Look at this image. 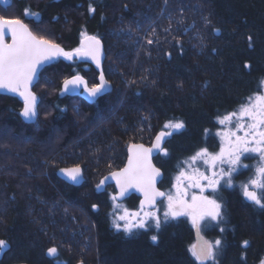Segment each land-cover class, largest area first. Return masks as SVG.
Returning <instances> with one entry per match:
<instances>
[{"label":"trees","instance_id":"16d2710c","mask_svg":"<svg viewBox=\"0 0 264 264\" xmlns=\"http://www.w3.org/2000/svg\"><path fill=\"white\" fill-rule=\"evenodd\" d=\"M0 16L23 20L65 50L79 47L82 32L96 35L106 47L104 74L119 85L112 82L93 103L61 94L73 74L89 86L99 81L93 66L61 57L33 88L36 122L23 121L18 98L0 94V240L8 245L0 264H199L187 218L163 223L159 241L150 238L153 229L117 231L115 189L97 185L124 166L129 142L151 144L169 121L184 128L155 159L164 188L185 159L217 144L218 118L264 80V0H8L0 2ZM72 166L83 169L80 185L58 176ZM223 195V264H259L264 208L237 189ZM139 202L136 195L126 201L130 208ZM52 247L56 257L48 254Z\"/></svg>","mask_w":264,"mask_h":264},{"label":"snow or ice","instance_id":"6c2138e0","mask_svg":"<svg viewBox=\"0 0 264 264\" xmlns=\"http://www.w3.org/2000/svg\"><path fill=\"white\" fill-rule=\"evenodd\" d=\"M0 2L6 4L8 0H0ZM90 10L95 11V9ZM25 14H28L27 10ZM81 36L79 47L66 51L52 40L35 35L22 20L0 16V90L14 93L23 99L21 115L25 120L35 121L38 116V98L32 88L34 84L39 83L41 72L47 64L63 57L69 61L91 60L97 67L100 66L103 55L100 40L96 36L88 35L87 32H82ZM6 37H10V43ZM148 43L152 41L149 40ZM46 83H54V81L46 80ZM261 84L264 85V81ZM108 87L103 71L100 73L99 83L91 87L81 75L75 74L70 79L63 80L61 94L83 89L90 98L94 99L102 95ZM218 123L223 126V129L217 133L222 141L219 152L211 153L206 147L201 148L184 161L183 164L187 167L182 168L176 176L174 191L162 192L156 187L157 178L162 174L151 160L153 148L163 152L164 155L168 154L166 149L161 147V143L163 138L166 135L170 136L172 132L162 131L156 137L153 148H146L143 144L129 145L126 166L112 172L110 177H105L97 185V190H100L109 178L115 180L119 194L111 197L113 202L123 197L129 189L138 190L143 194L144 199L139 210L129 211L123 208L122 214L115 216L116 229L123 228L129 234L134 230L150 227L160 229L162 218L156 209L158 198L167 201L163 222L189 216L199 231L201 222L206 219L220 221L221 203L204 193L209 190L213 194L217 193L221 181H224L226 187H232L233 174L241 168L249 167L242 163L241 159L249 153L258 154L259 162L255 166L253 177L240 187L248 201L264 208V90H258L255 95L248 97L237 110L219 117ZM164 127L180 130L184 128V123L169 121ZM197 162H201L206 170L201 171L200 167L196 166ZM61 172L73 182H80L82 169L79 166L61 169ZM93 207L95 208L96 205ZM115 207L119 209L120 205L116 204ZM120 221H123V224ZM151 239L156 241L157 236L153 235ZM247 244L248 242L244 241L245 247ZM220 245L221 241L218 239L213 242L201 238L192 245L191 253L200 264H208L210 261L215 264ZM7 247V242L0 240V252ZM48 254L56 257L58 250L55 247L49 248ZM261 264H264V261Z\"/></svg>","mask_w":264,"mask_h":264},{"label":"rangeland","instance_id":"374dc122","mask_svg":"<svg viewBox=\"0 0 264 264\" xmlns=\"http://www.w3.org/2000/svg\"><path fill=\"white\" fill-rule=\"evenodd\" d=\"M72 49H68V50H66V51H71ZM113 70H114V74L115 75H120L118 72H117V70L116 69H114L113 68ZM111 80V79H110ZM264 81V80H263ZM112 82L113 83H115L113 80H112ZM117 82L118 81H116V83L115 84H117ZM117 86H119L118 84H117ZM260 90H264V85H262L261 86V89ZM257 93V92H256ZM256 93H254L253 95H255ZM252 95V96H253ZM240 107V106H239ZM238 107V108H239ZM238 108H236L235 110H237ZM234 110V111H235ZM223 129V126L222 125H220L219 123H218V128L216 129V131H215V135H216V141H217V144L214 146L213 145V147H211V148H209V147H206L207 149H208V151L209 152H211V153H217V152H219V150H220V147L222 146V141H221V137L219 136V135H217V133L218 132H220L221 130ZM169 131H171V132H174V131H177V130H171V129H167V132H169ZM136 142V141H135ZM137 142H140V141H137ZM129 143H131V142H129ZM199 151V150H198ZM197 152V151H196ZM195 152V153H196ZM194 153V154H195ZM162 154H164L163 152H162ZM194 154H192L191 156H193ZM191 156H189L187 159H185L184 161H186V160H188ZM242 159V163H244V164H247V165H249V167L248 168H241V169H239L236 173H234L233 174V181H234V177L239 173V172H243V175H242V180H241V184H240V186L242 185V184H244V183H247L248 182V180L250 179V178H252L253 177V175H254V172H255V166L258 164V162H259V156H258V154H255V153H249V154H245V156L244 157H242L241 158ZM183 161V162H184ZM196 166H198V167H200V169H201V171H205L206 169H205V166L201 163V162H197V165ZM187 166L185 165V164H181L180 165V168H179V170L176 172V174L172 177V179H171V182L169 183V185L165 188L166 189V192H168V191H170V190H172V191H174V185H175V183H176V180H175V178H176V176H178L179 175V172H180V170L182 169V168H186ZM225 167H227V166H225ZM233 185H234V182H233ZM223 186V189H237L241 194H242V189H241V187H239V188H235V187H226L225 185H224V181H221V186H220V188H219V190H218V192L217 193H215V194H213L212 192H211V190H209V191H206L204 194L205 195H207V196H210L211 198H215V199H217L218 200V202H219V200H220V197H221V187ZM193 191H197L198 192V190H195V189H193ZM113 195H115V193H112V195L111 196H113ZM127 199V198H126ZM125 199V200H126ZM125 200H122V201H116V202H113V207H112V209H111V214L113 215V222H114V220H115V216L116 215H119V214H122V209L123 208H127L129 211H137V210H139V207H137V208H130L128 205H127V203H125L126 201ZM166 203H167V201L164 199V200H162L160 203H159V205L156 207V209H158V215H160L161 216V218H162V224L163 223H168L169 221H172V220H176V219H179V218H182V217H184V218H187L191 223H192V220H191V217H189V216H181V217H178V218H176V219H169L167 222H163V212L166 210ZM116 204H119L120 205V208L119 209H117L116 207H115V205ZM120 223L121 224H123V221H120ZM161 224V225H162ZM193 224V223H192ZM194 225V224H193ZM216 225H219V221H210V220H204V221H202L201 222V224H200V227L201 228H203V227H205L206 229H212V228H215V226ZM194 227H195V229H196V226L194 225ZM121 229H123V228H121ZM121 229H119V230H121ZM150 229H153V230H156L154 227H150V228H146V229H138V230H134L133 232H137V231H141V230H150ZM118 230V229H117ZM200 237L199 236H196V240H195V244L200 240L199 239ZM203 238H205L204 236H203ZM221 246L222 245H220V247H219V249H218V252H217V256L216 257H218V255L220 254V252H221ZM264 261V260H263ZM262 262V261H261ZM261 262L259 263V264H261Z\"/></svg>","mask_w":264,"mask_h":264},{"label":"water","instance_id":"95a60500","mask_svg":"<svg viewBox=\"0 0 264 264\" xmlns=\"http://www.w3.org/2000/svg\"><path fill=\"white\" fill-rule=\"evenodd\" d=\"M22 21H23V20H22ZM23 23L26 24L24 21H23ZM26 25H27V24H26ZM27 26H28V25H27ZM28 28L30 29L29 26H28ZM30 30H31V29H30ZM31 31H32V30H31ZM32 32H33V31H32ZM90 36H93V35H90ZM96 37H97V36H96ZM98 39H99L100 42H101V45H102V51H103V55H102V57H101L100 66L97 67L96 63L93 62V61H91V60H81V61L93 65L94 68H96L97 71H98L99 73H101V71H103V65H104L105 60H106V57H107V52H106V47H105V44H104L103 40H102L101 38H99V37H98ZM6 40H7L9 43L11 42L10 37H6ZM57 44H58V43H57ZM59 45H60V44H59ZM60 46H61V45H60ZM61 47H62V46H61ZM62 48H63V47H62ZM60 58H61V57H60ZM60 58L54 60V61H53L52 63H50V64H47V65L44 67V69H45L46 67H48L49 65L53 64L54 62H56L57 60H59ZM44 69H43V70H44ZM43 70H42V71H43ZM103 74H104V72H103ZM81 76H82V75H81ZM99 76H100V74H99ZM71 77H72V76L68 77L67 79H70ZM82 77H83V76H82ZM83 78H84V77H83ZM104 78H105V74H104ZM105 80H106V78H105ZM106 81H107V80H106ZM107 82H108V81H107ZM35 85H36V84H34L33 88L35 87ZM108 85H109V87L107 88V90H106L102 95H100V96H98V97H96V98H94V99L90 98V97L88 96V94H87L86 92L83 91V89H80V90H78V91H76V92H70V93H68V94H70V95H76V94H78V93L81 92V93H82V96H83V98H84L85 100H87L88 102H94V101H96L99 97H101V96H103V95H105V94H107L108 92H111V91L113 90V85H112V83L108 82ZM33 88H32V91H33ZM0 94H2V95H7V96H11V97H16V98H18V99L23 103V99H22L21 97H19L18 95L14 94V93L7 92L6 90H0ZM23 106H24V105H23ZM22 110H23V107H22ZM37 112H38V116H39L38 104H37ZM38 116L36 117V120H35V121H28V120H25V118L21 115L23 121L26 122V123H34V122H36L37 119H38ZM162 131L166 132L165 130H161V131H159V132L157 133V135L155 136V138L153 139V141H152L151 144H146V143H143V142H132V143H130V144H143L146 148H153V145H154V143H155L156 137H157ZM166 143H167V135L163 138L162 143H161V147L164 148L165 145H166ZM130 144H129V145H130ZM129 145H128V147H127V159H128V156H129V152H128ZM160 154H161V152H160L159 150L153 148V153H152V156H151V160H152V164H153L156 168H159L160 171H161V174H162L161 177L157 178L156 187H157L160 191L165 192V191L160 187V184H161V182L163 181V179H164V177H165V175H164V171L162 170V168H160L159 166H157V164L155 163V159H156V157H158ZM127 159H126V162H125V164H124L123 167H121V168H119V169H116V170H113V171L107 173L105 176H103L102 180H103L105 177H110L112 172L119 171V170H121L122 168H124V167L126 166V164H127ZM72 167H76V166H72ZM72 167H64V168H60L59 171H58V176H59L60 178H62L63 180H65L67 183L74 184V185H80V184H82V183L84 182V179H85V178H84V172H83V169H82L81 167H80V168L82 169V176H81V178H80V182H79V183L73 182L70 178H68L64 173L61 172V169L72 168ZM107 185H114V186H115V189H116V195L119 194V187L117 186V184H116V182H115L114 179L109 178V179L105 182L103 188H101L100 190H103ZM132 195H136V196H138V197L140 198L141 201L144 199L143 194H142L141 192H139L138 190H135V189H129V190L125 193V195H124L123 197H121L118 201L125 200L126 198H128V197H130V196H132ZM244 198H245V197H244ZM162 200H164V198H158V199H157L156 207H157L158 203H159L160 201H162ZM245 200H246L248 203H250V204H254V203L248 201L246 198H245ZM52 257H53V256H52ZM14 264H29V263H28V262H20V263H14ZM79 264H83V263L81 262V263H79Z\"/></svg>","mask_w":264,"mask_h":264},{"label":"flooded vegetation","instance_id":"af4514ba","mask_svg":"<svg viewBox=\"0 0 264 264\" xmlns=\"http://www.w3.org/2000/svg\"><path fill=\"white\" fill-rule=\"evenodd\" d=\"M79 60V59H78ZM79 61H81V60H79ZM82 62V61H81ZM83 63H85V62H83ZM86 64H88V65H91V64H89V63H86ZM91 66H93V65H91ZM94 67V66H93ZM104 72V71H103ZM76 74H79V75H82L81 73H76ZM100 74V73H99ZM73 75H75V74H73ZM73 75H71V76H73ZM83 76V75H82ZM70 77V76H69ZM84 77V76H83ZM105 78H106V76H105ZM84 79L86 80V78L84 77ZM98 79H99V77H98ZM106 80L108 81V82H110V83H112V81L111 80H109V79H107L106 78ZM98 83H99V81H98ZM112 85H113V87H114V84L112 83ZM89 87H91V86H89ZM76 95H81L82 96V93L80 92V93H78V94H76ZM83 97V96H82ZM87 101V100H86ZM95 102V101H94ZM89 103H93V102H89ZM164 149H165V147H164ZM161 154H162V152H161ZM160 154V155H161ZM242 175H243V172H239L235 177H234V185H233V187H235V188H239L240 187V184H241V180H242ZM103 178V177H102ZM165 178V177H164ZM102 180V179H101ZM163 181H164V179H163ZM163 181L161 182V184H160V186H161V188H163L164 190H165V192H166V189L164 188V187H162V183H163ZM111 186H113L114 188L113 189H115V186L114 185H107L104 189H106L107 187H111ZM103 189V190H104ZM227 193L228 194V189H223V186L221 187V197H220V200H219V202L221 203V205H222V219L219 221V222H221V224H220V226L219 227H216L215 229H206L205 227H203V228H201L200 227V229H199V231H197V228L195 229V227H194V240H193V242H192V244H191V247H192V245L193 244H195V238H196V236H199L200 238L199 239H203V240H207V241H215V240H220L221 241V254L220 255H218V256H220L221 257V262H220V264H223V231H221V229H223V218H225V217H227V212H225L224 211V200H225V198H226V196H224L223 195V193ZM113 193H115L116 194V189H115V191L113 192ZM238 194L239 195H241V193L238 191ZM243 195V194H242ZM243 198H244V196H243ZM128 199V198H127ZM127 199L125 200V201H127ZM224 199V200H223ZM245 199V198H244ZM246 201V200H245ZM126 203V202H125ZM139 204H141V200H140V202H139ZM159 205V204H158ZM139 208H140V205H139ZM192 224V223H191ZM193 225V224H192ZM194 226V225H193ZM162 227H163V224L161 225V227H160V229H156V232H155V234H151L150 235V238L153 236V235H155V236H157V240L156 241H159V239H160V236H161V233H162ZM116 229V228H115ZM117 230V229H116ZM121 230H123V229H121ZM121 230H117V231H121ZM224 230V229H223ZM124 231V230H123ZM141 231H146V230H141ZM125 232V231H124ZM126 233V232H125ZM133 233H135V232H133ZM126 234H129V233H126ZM132 234V233H131ZM131 234H129V235H131ZM203 236L205 237V238H203ZM217 258V257H216ZM83 264H86L85 262H82ZM198 263L200 264V262L198 261ZM213 262H208V264H212ZM75 264H77V263H75Z\"/></svg>","mask_w":264,"mask_h":264},{"label":"bare ground","instance_id":"6f19581e","mask_svg":"<svg viewBox=\"0 0 264 264\" xmlns=\"http://www.w3.org/2000/svg\"><path fill=\"white\" fill-rule=\"evenodd\" d=\"M88 35H93V34H88ZM93 36H96V35H93ZM96 69V68H95ZM96 71H97V69H96ZM98 72V71H97ZM99 73V72H98ZM64 168V167H63ZM72 185H74V184H72Z\"/></svg>","mask_w":264,"mask_h":264}]
</instances>
